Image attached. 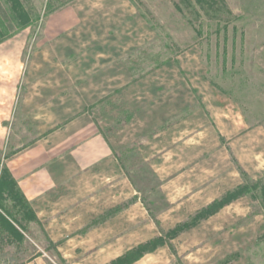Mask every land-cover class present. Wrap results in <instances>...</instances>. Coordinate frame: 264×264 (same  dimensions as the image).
Segmentation results:
<instances>
[{"label": "rangeland", "instance_id": "374dc122", "mask_svg": "<svg viewBox=\"0 0 264 264\" xmlns=\"http://www.w3.org/2000/svg\"><path fill=\"white\" fill-rule=\"evenodd\" d=\"M0 5V51L21 56L24 84L52 82L47 67L93 66L57 82L85 85L107 71L103 83L119 87L89 111L128 181L117 207L129 247L166 243L142 264H264V0ZM22 124L14 146L37 136ZM9 173L0 184V264L42 254L64 264ZM240 185L244 196L217 214L174 239L165 234Z\"/></svg>", "mask_w": 264, "mask_h": 264}, {"label": "crops", "instance_id": "0c3cea01", "mask_svg": "<svg viewBox=\"0 0 264 264\" xmlns=\"http://www.w3.org/2000/svg\"><path fill=\"white\" fill-rule=\"evenodd\" d=\"M60 48L57 50L61 54L63 48ZM21 65V56L0 51V183L4 172H10L16 189L30 205L35 224L64 264H142L146 253L166 243L159 241L150 250V244L159 238L154 237L129 247L131 239L124 235L122 223L125 215L117 207L127 200L123 189L128 181L113 160L102 127L89 111L119 87L110 89L108 83H103L108 82L107 71L97 81L85 85L72 84L71 79L69 83L57 82V76L61 75L93 74V66L80 72L72 67H47L48 71L52 70V82L24 84ZM22 123L35 125L37 136L31 144L14 146L18 131L22 132ZM239 187L228 191L223 201L215 200L199 210L190 222L179 224L165 234L173 235L170 239H174L195 228L243 197L226 200ZM216 202L223 204L203 216ZM113 208L115 214L106 217ZM184 224L187 226L172 232ZM146 245L149 251L138 253ZM49 259L42 254L20 264H51Z\"/></svg>", "mask_w": 264, "mask_h": 264}, {"label": "trees", "instance_id": "16d2710c", "mask_svg": "<svg viewBox=\"0 0 264 264\" xmlns=\"http://www.w3.org/2000/svg\"><path fill=\"white\" fill-rule=\"evenodd\" d=\"M1 10H3V9H2V7H1V5H0V11H1ZM2 14L4 15V12H3ZM3 15H2V16H3ZM5 172L8 173L7 171H5ZM0 184H1V183H0ZM246 192H247V187L241 186V187H239L236 191H234V192L228 194L227 197H226V200L230 201V200H232V199H234V198H236V197H240V196H242V195L245 194ZM228 201H226V202H228ZM221 205H222L221 202H216L214 205H212L211 208H213V207H219V206H221ZM185 226H187V225L184 224V225H182V226H179V227H177L175 230H173L172 232H173V233H174V232H178V231H180L182 228H184ZM158 244H159V240L156 239L154 242H152V244H150V245H151L150 250L154 249L156 246H158ZM148 246H149V245H148ZM148 246H147V245H146V246H142V247L138 250V253H140V252H144V251L148 250V249H147Z\"/></svg>", "mask_w": 264, "mask_h": 264}]
</instances>
